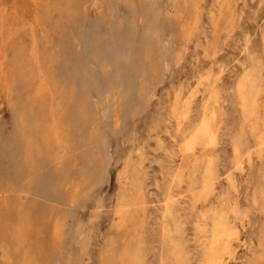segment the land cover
Returning <instances> with one entry per match:
<instances>
[{
	"label": "rangeland",
	"instance_id": "1",
	"mask_svg": "<svg viewBox=\"0 0 264 264\" xmlns=\"http://www.w3.org/2000/svg\"><path fill=\"white\" fill-rule=\"evenodd\" d=\"M0 23V264H264V0Z\"/></svg>",
	"mask_w": 264,
	"mask_h": 264
},
{
	"label": "bare ground",
	"instance_id": "2",
	"mask_svg": "<svg viewBox=\"0 0 264 264\" xmlns=\"http://www.w3.org/2000/svg\"><path fill=\"white\" fill-rule=\"evenodd\" d=\"M0 24H1V23H0ZM239 78H240V77H239ZM198 130L201 131V132H206L207 129H206V126L203 125V126L199 127ZM212 226H213V227L215 226V227H214V230L217 231V232H219L220 235H222V233H221V227H219L218 224H217V226H216V224L213 223ZM212 241H214V240L212 239Z\"/></svg>",
	"mask_w": 264,
	"mask_h": 264
}]
</instances>
